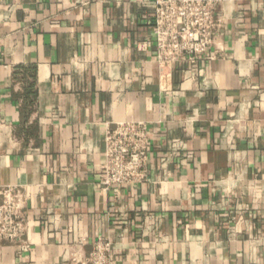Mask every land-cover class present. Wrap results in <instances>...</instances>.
I'll return each instance as SVG.
<instances>
[{
	"label": "crops",
	"instance_id": "obj_1",
	"mask_svg": "<svg viewBox=\"0 0 264 264\" xmlns=\"http://www.w3.org/2000/svg\"><path fill=\"white\" fill-rule=\"evenodd\" d=\"M158 0H0V264H264V0H220L217 56L156 62ZM149 135L146 180L99 188L105 136ZM177 149L171 156L173 148Z\"/></svg>",
	"mask_w": 264,
	"mask_h": 264
},
{
	"label": "built area",
	"instance_id": "obj_2",
	"mask_svg": "<svg viewBox=\"0 0 264 264\" xmlns=\"http://www.w3.org/2000/svg\"><path fill=\"white\" fill-rule=\"evenodd\" d=\"M220 0H158L153 6L152 31L156 62L166 70L186 63L191 70L200 62L217 56L213 50L222 29ZM0 118V132L3 127ZM104 164L98 186L108 191L114 186H134L146 180L150 135L143 122H124L109 129L105 136ZM177 149L173 148L169 156ZM25 198L13 190L0 192V242L18 240L23 232L22 208ZM110 246L98 240L88 264H111Z\"/></svg>",
	"mask_w": 264,
	"mask_h": 264
}]
</instances>
